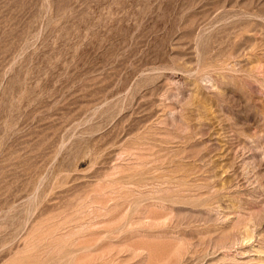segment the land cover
<instances>
[{
  "label": "rangeland",
  "instance_id": "rangeland-1",
  "mask_svg": "<svg viewBox=\"0 0 264 264\" xmlns=\"http://www.w3.org/2000/svg\"><path fill=\"white\" fill-rule=\"evenodd\" d=\"M0 264H264V0H0Z\"/></svg>",
  "mask_w": 264,
  "mask_h": 264
},
{
  "label": "bare ground",
  "instance_id": "bare-ground-1",
  "mask_svg": "<svg viewBox=\"0 0 264 264\" xmlns=\"http://www.w3.org/2000/svg\"><path fill=\"white\" fill-rule=\"evenodd\" d=\"M60 245V244H59Z\"/></svg>",
  "mask_w": 264,
  "mask_h": 264
}]
</instances>
